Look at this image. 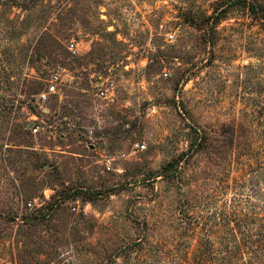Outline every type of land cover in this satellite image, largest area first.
Instances as JSON below:
<instances>
[{
	"label": "rangeland",
	"instance_id": "obj_1",
	"mask_svg": "<svg viewBox=\"0 0 264 264\" xmlns=\"http://www.w3.org/2000/svg\"><path fill=\"white\" fill-rule=\"evenodd\" d=\"M227 6L0 0V264H264V27Z\"/></svg>",
	"mask_w": 264,
	"mask_h": 264
},
{
	"label": "built area",
	"instance_id": "obj_2",
	"mask_svg": "<svg viewBox=\"0 0 264 264\" xmlns=\"http://www.w3.org/2000/svg\"><path fill=\"white\" fill-rule=\"evenodd\" d=\"M166 38L168 41H173L174 40V34L172 33H167L166 34ZM74 45L71 44L69 46V50L70 51H73L74 50ZM60 79H59V76L58 75H53L47 85V88H46V91L41 93L39 95V97L45 101L50 95H53L56 93V88L58 86V84H60ZM114 84L109 82L108 80H106L104 83H102L100 85V87H97V95L98 97L102 98V99H112L113 98V94H114ZM40 127L39 125L37 124H34L32 125L31 127V131L33 133H37L39 131ZM142 148V147H141ZM107 166V169H109L108 165Z\"/></svg>",
	"mask_w": 264,
	"mask_h": 264
},
{
	"label": "trees",
	"instance_id": "obj_3",
	"mask_svg": "<svg viewBox=\"0 0 264 264\" xmlns=\"http://www.w3.org/2000/svg\"><path fill=\"white\" fill-rule=\"evenodd\" d=\"M243 4L248 9L249 13L260 21V24L264 27V5L257 3L254 0H227V8L232 4Z\"/></svg>",
	"mask_w": 264,
	"mask_h": 264
}]
</instances>
